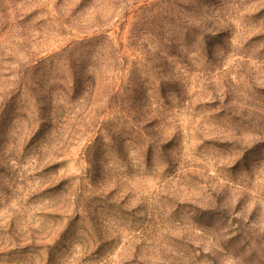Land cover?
<instances>
[{
  "label": "rangeland",
  "instance_id": "obj_1",
  "mask_svg": "<svg viewBox=\"0 0 264 264\" xmlns=\"http://www.w3.org/2000/svg\"><path fill=\"white\" fill-rule=\"evenodd\" d=\"M0 264H264V0H0Z\"/></svg>",
  "mask_w": 264,
  "mask_h": 264
},
{
  "label": "trees",
  "instance_id": "obj_2",
  "mask_svg": "<svg viewBox=\"0 0 264 264\" xmlns=\"http://www.w3.org/2000/svg\"><path fill=\"white\" fill-rule=\"evenodd\" d=\"M158 2H159V1H158ZM162 2H163V1H162ZM161 4H162V3L158 4V7H161ZM88 51H89V49H88ZM88 51H87V52H88ZM77 76H78V74H75V75L73 76V84H72V86H79V85L82 83V78H81V81L79 82Z\"/></svg>",
  "mask_w": 264,
  "mask_h": 264
}]
</instances>
